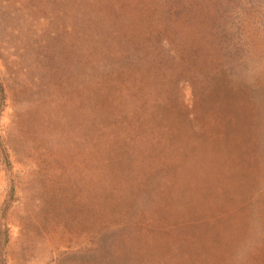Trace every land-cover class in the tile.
<instances>
[{
	"label": "rangeland",
	"instance_id": "1",
	"mask_svg": "<svg viewBox=\"0 0 264 264\" xmlns=\"http://www.w3.org/2000/svg\"><path fill=\"white\" fill-rule=\"evenodd\" d=\"M0 264H264V0H0Z\"/></svg>",
	"mask_w": 264,
	"mask_h": 264
}]
</instances>
